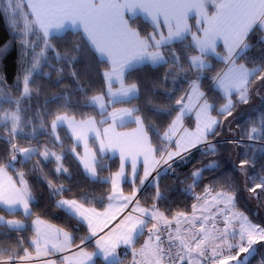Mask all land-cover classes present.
I'll list each match as a JSON object with an SVG mask.
<instances>
[{"label":"snow or ice","instance_id":"6c2138e0","mask_svg":"<svg viewBox=\"0 0 264 264\" xmlns=\"http://www.w3.org/2000/svg\"><path fill=\"white\" fill-rule=\"evenodd\" d=\"M0 15L8 22V28L14 34L13 40L19 42L15 86L20 93L17 100L11 101L14 110L0 113V125L8 132L6 150L0 154V211L8 215L22 214L25 220H31L34 232L28 247H24L23 239L18 241V248L23 249V254L0 249V264L39 261L43 256L70 251L74 243L70 232L47 225L39 215L33 219L35 214L31 205L35 198L24 172L17 168V165L25 166L34 156L40 155L43 162H55L57 177L64 174L70 177L68 168L62 162L65 159L63 155H58L47 146L41 151L36 147H21L14 142L18 138L28 139L29 142L36 138L35 126L31 133H25V128L33 124V120L26 119L21 110V101H30L34 92L37 95L40 92L34 76L41 74L43 67L47 66L58 76L55 86L62 83L65 69L49 63L46 55L49 51L55 52L56 59L67 65L77 84L79 73L75 64L79 63L80 54L96 60L97 72L107 90L91 96L85 105L98 109L99 120L89 116L77 121L66 111L73 107L67 96L64 93L53 96L51 101L45 102V108L49 102L64 100L65 103L59 104L55 112L37 113L40 130H44V120L53 117L51 131L45 133L53 138V146L59 144L63 147L57 130L66 125L73 139L83 141L85 156L91 151L88 148V133L94 132L99 152L103 155L107 151H119L121 161L119 170L101 181L111 184V192L106 197L109 204L103 212L95 207H85L95 201V196L90 199L87 192L78 199H59L54 205L70 219L87 223L90 235L83 237L81 244L97 236L98 231L104 232L108 228L104 235L96 239V251L88 252L76 245L78 251L63 256L61 264H96V257L102 260V264H124L129 251L131 264H229L233 260L237 264H248L249 257L258 252L254 245L264 243V226L252 223L247 215L237 211L241 188L235 180L228 178L221 181L217 178L206 185L202 195L194 196L197 203L192 204L190 215L178 211L169 218L166 215L169 209L162 210L158 205L168 199L161 191L160 181L162 173L167 175L168 170L173 168L170 161L177 157L184 160L186 153L205 143L207 149L202 150L203 154L217 155L216 146L209 138L219 134L220 120L211 112L216 111L227 119L238 105L249 104L253 94L264 104V0H0ZM139 16L150 22L151 31L142 33L139 30ZM191 19L195 20L194 25L190 23ZM69 30L82 34L81 41L73 46V54L61 56L54 42L62 39ZM256 33H259L256 44L258 55L249 57L248 53L254 47L250 38ZM13 40L0 46V96H4L3 85L7 80L3 60L11 51ZM218 41L223 43L222 51L217 48ZM178 43L180 47H177ZM213 58L224 64L225 69L214 71ZM249 63L253 66L248 67ZM100 64L104 65L103 71L99 69ZM146 66L152 69L168 66L186 74L189 90L175 100V106L161 107L154 102V97L158 95L156 90L172 75L171 72L144 86L142 102L135 103L141 101L142 88L137 81L128 82L126 74ZM43 75L51 78L49 73L43 72ZM205 81L208 82L207 91L203 90ZM79 90L87 96V89ZM167 98L172 99L171 96ZM217 102L220 103L219 108L216 107ZM116 104L132 106L108 110V105ZM193 108L196 109V126L194 131H190L184 127L183 119ZM254 112L255 118L252 115L245 117L247 127L241 137L228 143L250 150L239 161L238 170L245 177L243 190L259 198L264 195V166L259 173H249V167L257 163V152L264 154V108L256 106ZM154 117L169 121L162 134L152 123ZM131 124L135 125L131 131L116 130ZM97 125L108 126L101 133ZM149 132L155 133L159 143L167 142L175 150L167 151L154 146ZM245 140L250 143L245 145ZM72 153L83 164L85 179L91 182L99 180L97 167L100 165L96 154L92 153L91 162H88L80 157L75 146ZM140 156L143 157L142 177L137 172V157ZM129 158L133 191L131 195H124L120 183L127 179L125 162ZM161 162L168 167L162 173L157 172L146 185L145 181ZM218 169L219 163L213 161L192 172L193 182L185 194L192 193L199 185L205 170ZM9 170L16 173L18 180L9 175ZM137 180L140 187H136ZM47 183L52 196L65 194L63 185L57 187L51 179ZM217 185L220 190H217ZM147 187H151L154 194L150 202L146 201L150 206L145 207L137 199V192ZM113 201L123 202L114 204ZM129 205H132L131 210L117 217V212H122ZM114 208L116 211H112ZM112 220L116 222L109 227ZM235 221H239L238 231ZM221 223L222 227H219ZM4 227L10 232L28 229L19 220H5L4 216H0V228ZM145 230L147 239L137 251L135 245L145 235ZM165 236L167 239L162 238ZM237 237L238 243L229 242L237 240ZM225 245L229 250L227 256L223 255ZM122 247L125 249L123 253L118 251ZM237 248L240 253L248 255L239 259L231 255V250ZM44 264L57 262L47 260ZM259 264H264V258Z\"/></svg>","mask_w":264,"mask_h":264},{"label":"trees","instance_id":"16d2710c","mask_svg":"<svg viewBox=\"0 0 264 264\" xmlns=\"http://www.w3.org/2000/svg\"><path fill=\"white\" fill-rule=\"evenodd\" d=\"M137 24L139 30L142 33H146L150 30L149 25L137 17ZM135 26V25H134ZM14 34L10 32L8 28V22L6 21L3 15H0V46H3L5 42L13 40ZM259 33H256L250 38V42L254 45L251 52L248 53L249 57L258 55L257 37ZM81 41V34H74L71 30L63 35L62 39H57L55 43L56 51L64 56L65 53L73 54V46ZM177 47H180L179 43ZM39 51V48L36 49ZM19 54V42L18 40H13L12 48L10 53L7 55V58L3 60V71L6 73L7 80L4 83V96H0V113L3 111L14 110V107L11 101H15L19 98L20 93L16 89L15 75L17 72V59ZM49 63L55 65L56 67H64L65 71L62 75V83L57 87L55 86L58 76L55 72L51 70L50 67H43V72L50 74V79L48 76L43 75V72L39 75H35L36 86L40 89L39 94L33 93L32 99L21 101V110L24 112L26 119H32L33 124L28 125L25 128V133H31L33 131V126L36 127V138L32 139L29 142L28 139H17L14 141L21 147H36L41 151L44 146H47L50 150L55 151L58 155H63L65 159L62 161L64 166L68 168V174L56 176L55 173V162H43V157L36 155L33 159L28 162L25 166L17 165V168L20 171H23L25 174V180L28 182V185L32 191V195L35 198V202L31 205L34 212V216L39 215L43 220L52 223L53 225L64 229L74 238L73 246L81 245V239L88 235L87 229L81 224L78 223L75 219H70L64 211L56 208L55 201L60 198L67 199H78L80 195H83L85 192L89 193V198L95 196V201L91 205H85L87 207H95L97 210H101L107 203V195L110 194V184L102 183L105 179L116 171L117 169V160L115 157L107 156H98L99 167H97V176L99 180L96 182H91L90 180L85 179V175L81 171L78 163L72 155L73 143L66 133L65 129H58V134L61 138L60 144L63 147H60L59 144L53 146L51 136L46 135L45 133L50 132L49 127L51 119L53 117H48L44 120V130L41 131L39 128V119H36L37 113H43L44 111L55 112L59 104L65 103L64 100H59L56 103L49 102L47 108L44 107L46 101H51L53 96H59L61 93H64L67 98L70 100L73 107L66 109L69 116H75L76 119L81 120L89 116L95 115V110L91 107H86L88 100L91 96L98 94L101 91H104L103 80L97 72V61L91 59L87 55L81 53L79 57V63L75 64L76 71L79 73V84L73 79L70 72L68 71L67 65L62 61L56 59V53L49 51L47 54ZM241 63L245 61L241 60ZM211 63L213 64L214 71H220L223 69L224 64L216 61L214 58ZM248 67H252V64H248ZM104 65L100 64L99 69L103 71ZM171 72L172 75L168 76V79L164 81L163 84L159 86L156 90L158 95L154 97V102L156 105L164 107L167 105L175 106V100L180 96L185 95L188 90V81L185 79V73L177 72L174 68H169L168 66H162L157 69H152L150 66H146L141 70L133 71L129 74H126L128 82L137 81L140 83L142 88L141 101L135 102L140 103L143 100V87L146 86L150 81L156 79H162L165 73ZM190 78V76H189ZM258 87V85H257ZM22 88V85H21ZM87 89V96H85L83 91L79 89ZM208 82L205 81L203 90L207 91ZM255 91V87H254ZM167 96H171L172 99H168ZM7 97V98H5ZM258 106L264 108V104H261L258 96ZM116 105H126L131 107V104H116ZM216 107H220V103L217 102ZM26 110V111H25ZM213 117L220 120V125L217 129L218 135L215 137H210L209 139L222 140L226 138H240L242 134L230 135L229 127L223 126L222 117L218 115L216 111L211 112ZM255 118V117H254ZM241 121L240 118L234 121V125L237 122ZM169 121L161 117H154L152 123L155 129L159 130L162 134L163 127H166ZM240 131H237L239 133ZM150 139L153 142L154 146H157L161 149L166 150L168 143H159L157 136L154 132H149ZM8 139V132L4 130V126L0 125V154H3L6 150L5 140ZM248 141H244V144L247 145ZM91 146L96 150L95 145L91 141ZM217 155L210 156L204 155L202 151L192 150L190 153L185 154V159L181 160L180 158L175 159L171 162L173 165L172 169L168 170L167 175H163L160 181L161 191H163L168 199L163 203H160L158 206L161 209H169L166 212V215L169 218L178 211H184L186 213H191L192 204L196 203L194 198L195 195H202L203 189L206 185L212 184L214 180L220 178L221 181L231 178L235 180L241 188V191L238 194L237 200V211L243 212L249 217L252 221L260 222L253 214V210L249 203V198H254V195L243 190L244 186V175L238 170V164H234L230 158L231 149L236 148L237 152L234 156L235 161L239 162L244 158L245 153L250 150L247 147H240L237 149L236 144L228 142H217L215 144ZM258 147V145H257ZM257 163L254 167H249V173H259L261 167L264 166V154L257 152L256 154ZM216 161L219 163V169L216 171L205 170L203 172V179L199 182V185L196 186L192 193L185 194V190L188 189V186L192 184L191 174L197 169H202L205 165L210 162ZM36 166V170H33ZM168 167V166H167ZM166 167V168H167ZM9 174L16 178L17 175L15 172L9 170ZM51 179L57 187L63 185L65 189V194L59 197H54L51 195V189L48 187L47 181ZM217 190L219 185L216 186ZM123 188H126V184L123 185ZM154 194V190L151 187L143 188L138 195V199L141 201V205L148 207L151 198ZM258 206L264 208V195H261L259 198L256 197ZM0 214L6 216L20 217L17 215H8L4 211H0ZM26 222L28 220H25ZM28 226V224L26 223ZM33 237V233L28 226V229L21 232H10L8 228H0V249H8L13 252L19 251V254H23V249L18 248V241L20 239L24 240V247H28V243ZM86 249L93 250L91 242L82 244ZM259 251V250H258ZM263 255H260L259 252L253 254L248 261V264L259 263ZM129 255L124 258V264H128L127 260ZM96 259V264H102V261L98 258ZM257 263V264H258Z\"/></svg>","mask_w":264,"mask_h":264},{"label":"crops","instance_id":"0c3cea01","mask_svg":"<svg viewBox=\"0 0 264 264\" xmlns=\"http://www.w3.org/2000/svg\"><path fill=\"white\" fill-rule=\"evenodd\" d=\"M139 18L143 21H145L148 25H149V28L151 31V24L149 21L145 20L143 16H139ZM190 23L192 25L195 24V20L194 19H191L190 20ZM193 30H195L193 28ZM82 35V34H81ZM190 39V37L188 38ZM217 48L219 51H222L223 50V43L222 41H218V44H217ZM225 65L223 67V69H225ZM103 85H104V91L107 90L106 88V85L104 84L103 82ZM119 85H116V87H118ZM189 90V89H188ZM187 90V91H188ZM107 101V98L105 99V102ZM193 104H195V100L193 101ZM123 107H129V106H126V105H108V110L109 111H112L113 108L115 109H119V108H123ZM95 110V115L93 117H96L97 120H99L101 117H99L97 115V112H98V109H94ZM195 113H196V109L193 108L189 113H187L183 119V125L184 127L188 128L190 131H194L195 130V126H196V120H195ZM86 119V118H85ZM77 121H79L78 119H76ZM108 125H103V126H100V125H97V127L100 129L101 133L103 132V128L104 127H107ZM135 127L134 124H131V125H128L127 127L125 128H117L116 130L117 131H131L133 128ZM63 129H65L66 133L68 134V136L70 137L72 143H73V146L76 147V152L80 155L81 158H84L86 161L88 162H91V158H92V153H95L96 154V160L98 159V156H107V157H115L116 160H117V169L116 171H114L110 176L109 178L119 170L120 168V154H119V151H107L106 153H104L103 155L99 152V142L96 141L94 139V136H95V133L94 132H90L88 133V136H89V140H88V148L91 150L87 156H85V148H84V145H83V141L81 142H77L75 139L72 138V135H71V131L67 128V126L65 125L63 127ZM175 139V138H174ZM91 141L93 142V144L95 145L96 147V150L93 148L91 149L90 148V143ZM174 147L171 146V148L169 149V151H174ZM72 152V150H71ZM74 159L76 160V162L78 163L81 171L83 172L84 174V167H83V164L80 163V161L78 159H76L75 155L72 153ZM137 172L139 174L140 177L143 176V157L140 156V157H137ZM10 175V174H9ZM125 177L127 178L126 180H122L121 183H120V190L123 191V194L124 195H131L132 191H133V185L131 183V158H129L126 162H125ZM14 180H17V177L16 178H13ZM126 184V188H123V185ZM136 187H140L139 185V180H137L136 182ZM110 192H111V184H110ZM138 193L137 192V199H138ZM59 199H67V198H63V197H60L58 198L57 200ZM57 200L55 201V204L57 202ZM123 201H113L112 203L114 204H119V203H122ZM108 204H109V201H107L106 205L104 206L103 209L101 210H97L99 212H103L107 207H108ZM143 206V205H142ZM87 207V206H85ZM131 207L132 205H129V207L127 209H123L122 212H117V217H119L120 215H122L123 212H127V211H130L131 210ZM61 210V209H60ZM112 211H116V209L114 208ZM0 216H4L5 220H19L21 221L22 223H27L29 228L31 229L32 231V224H31V220H28L27 222L25 221V218L23 217L22 214H19L20 217H14V216H6V215H2L0 214ZM171 218V217H170ZM33 219H35V217H33ZM45 221V220H44ZM47 225H51L53 226L54 228H58V229H61L55 225H53L52 223L48 222V221H45ZM102 223V220L100 221ZM116 221L115 220H112V221H109V227H111ZM86 229H87V232H88V235H90V232L87 228V223L86 222H82L81 223ZM151 225H149L150 227ZM108 231V228H105L104 229V232ZM104 232H99L98 231V235L95 236V237H91L93 243H92V246H93V250H88L86 249V251L88 252H94L96 251V248H95V241L96 239L98 238V236H102L104 235ZM33 233V237L31 239L34 238V232L32 231ZM147 239V230H145V235L141 236L139 238V240L137 241L136 245H135V248L137 251H139L140 247L144 244L145 240ZM82 247V246H80ZM29 251L32 252L33 255H35L34 251L29 248ZM78 251V248L76 246H72L71 250L70 251H67V252H56L54 255H50V256H43L39 259V261H35V260H32V261H19L17 262V264H44V261H47V260H56L57 264H61V258L63 256H70L72 255V253H75ZM119 252L123 253L125 251V249L122 247L120 249H118ZM128 255H129V258L127 260L128 264H131V261H132V257H131V252L129 251L128 252ZM98 259H100L99 257H96ZM101 260V259H100ZM102 261V260H101ZM186 264V262H185Z\"/></svg>","mask_w":264,"mask_h":264},{"label":"rangeland","instance_id":"374dc122","mask_svg":"<svg viewBox=\"0 0 264 264\" xmlns=\"http://www.w3.org/2000/svg\"><path fill=\"white\" fill-rule=\"evenodd\" d=\"M258 106V98L255 97V95L253 94L251 96V99H250V102L249 104L247 105H238L235 109V111L233 112V115L231 117H228L227 119L223 118L222 117V125L223 126H227L229 127V131H227L230 135L234 134V135H237V134H242L244 129L247 127V124L245 123V117L249 116V115H252L253 117H255V112H254V108ZM212 115V114H211ZM213 116V115H212ZM241 116V121L240 122H237L236 125H234V121L238 118H240ZM239 125V127H238ZM49 131H51V123H50V127H49ZM237 131H240L239 133H237ZM239 139V138H238ZM237 138H226V139H222L220 140V142H228V141H233V140H238ZM215 139H210V141H214ZM217 141V140H216ZM91 149H93V146L89 145ZM199 146V145H198ZM168 148V147H167ZM240 147L237 146V149H239ZM167 150V149H166ZM237 150L236 148H232L231 149V154H230V158L232 159V161L234 162V164H238L239 162H236L235 161V157H232L236 154ZM196 171V170H195ZM17 180H18V176H17ZM259 191V190H258ZM255 197V196H254ZM249 198V197H248ZM256 199V197H255ZM254 198H249V203L251 205V208L254 212V216L256 218H258L260 220V222H255V221H252L251 219H249L252 223H255V224H260L262 226H264V208H261L260 206H258L257 204V201L255 200ZM197 203V201H196ZM192 212V210H191ZM191 213H189L190 215ZM199 215V213H198ZM235 224V228L236 230L238 231L239 230V221H235L234 222ZM219 227H222V223L221 224H218ZM172 227H175V225H173ZM184 227H187V225H184ZM231 230V229H230ZM230 243H233V244H236L238 243V237H237V240L235 241H232L230 240L229 241ZM210 243H213L214 242H210ZM254 247L259 250V254L260 255H263L264 254V243L262 244H256L254 245ZM231 255H236L239 258L243 257L246 253H240L238 248L237 249H233L231 250ZM195 255V254H194ZM223 255L224 256H227L229 255V250L227 249V246H223ZM262 258H264V256H262ZM235 260L233 261H230L229 263L231 262H234ZM258 263V262H257ZM255 263V264H257ZM259 264V263H258Z\"/></svg>","mask_w":264,"mask_h":264},{"label":"built area","instance_id":"2783aa9c","mask_svg":"<svg viewBox=\"0 0 264 264\" xmlns=\"http://www.w3.org/2000/svg\"><path fill=\"white\" fill-rule=\"evenodd\" d=\"M212 144H214L215 143V141H210ZM199 148L200 149H202V150H206L207 149V144L205 143V144H201L200 146H199ZM163 239H166L165 237H162ZM165 246H167V245H165Z\"/></svg>","mask_w":264,"mask_h":264},{"label":"water","instance_id":"95a60500","mask_svg":"<svg viewBox=\"0 0 264 264\" xmlns=\"http://www.w3.org/2000/svg\"><path fill=\"white\" fill-rule=\"evenodd\" d=\"M248 254L246 253L244 256H247ZM243 256V257H244ZM250 258V257H249ZM229 264H237V262L236 261H234V262H231V263H229Z\"/></svg>","mask_w":264,"mask_h":264}]
</instances>
